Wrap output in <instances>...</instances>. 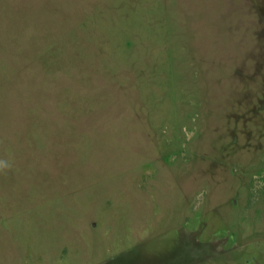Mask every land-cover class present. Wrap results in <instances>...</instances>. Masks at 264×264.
<instances>
[{"label": "rangeland", "instance_id": "374dc122", "mask_svg": "<svg viewBox=\"0 0 264 264\" xmlns=\"http://www.w3.org/2000/svg\"><path fill=\"white\" fill-rule=\"evenodd\" d=\"M0 264H264V0H0Z\"/></svg>", "mask_w": 264, "mask_h": 264}]
</instances>
